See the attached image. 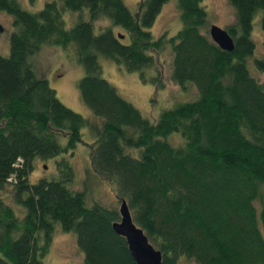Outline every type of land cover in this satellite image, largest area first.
Instances as JSON below:
<instances>
[{"label": "trees", "instance_id": "1", "mask_svg": "<svg viewBox=\"0 0 264 264\" xmlns=\"http://www.w3.org/2000/svg\"><path fill=\"white\" fill-rule=\"evenodd\" d=\"M170 1L140 0L134 14L124 0H47L36 13L0 0L14 26L9 56L0 53V264H45L58 228L76 234L82 264H137L113 228L120 209L75 189L67 159L57 163L59 178L30 182L35 159L73 156L86 127L94 138L86 172L113 185L162 264H264V84L248 66L264 0H228L236 9L226 29L233 52L212 41L204 0H178L181 30L156 39L151 29ZM104 19L130 42L113 28L97 34ZM44 47L72 48L85 70L80 97L95 121L65 106L40 75ZM168 49L172 81L185 91L194 85L198 96L193 87L194 101L151 122L101 76L99 59L144 81L154 69L161 89L157 56ZM255 64L264 73V59Z\"/></svg>", "mask_w": 264, "mask_h": 264}, {"label": "rangeland", "instance_id": "2", "mask_svg": "<svg viewBox=\"0 0 264 264\" xmlns=\"http://www.w3.org/2000/svg\"><path fill=\"white\" fill-rule=\"evenodd\" d=\"M18 2L23 9L36 13L44 8L47 0H18ZM124 2L132 13L135 14L138 11L140 0H124ZM204 5L209 13L210 25L226 30L227 27L235 24L236 9L228 0H204ZM261 17L260 13L254 19L253 40L256 43V51L254 57L249 59L248 66L251 75L264 84V73L259 72L255 64L256 60L264 59V28ZM71 21H75L73 15L68 20L69 23ZM0 27L3 30L0 32V53L9 56L10 39L14 26L12 17L6 12H0ZM104 28H113L116 34L126 35L123 29L113 26L112 22L107 19L95 23L97 34ZM181 28L178 0H171L163 7L151 33L156 39L164 34L172 37ZM122 40L125 43L130 42V38H126V36ZM157 57V67L163 73L162 83L164 86L161 89H158L153 81L157 76L154 69L144 70L143 74L148 79V81H144L141 73H131L109 59L103 57L99 59L101 76L115 86L120 95L139 109L151 122L157 121L163 111L174 108L178 105L177 103L194 101L197 98L196 92L198 96V90L194 85L192 86L196 92L193 87L185 91L172 81V54L169 49ZM36 63L40 75L49 81L51 88L57 92L58 98L65 106L92 122L95 121L93 119L96 117L80 97L78 84L84 77L85 70L77 61L72 48L63 50L59 47H44L37 55ZM82 134L83 142L78 144L73 156L62 155L46 161L35 159L30 182L35 184L41 178H59L57 163L64 158L67 159L75 172L73 185L75 189H86V196L87 199L88 196L90 197V202L100 201L108 208L119 211L121 203L113 185L91 171H89L90 173L86 172L90 168V146L94 143V138L87 127L82 130ZM171 138L176 144L184 142L179 134H174ZM66 141L67 139L64 138L62 144L65 145ZM82 260L83 255L78 248L76 234L66 233L58 228L50 253L44 261L45 264H82ZM178 264H195V262L182 259Z\"/></svg>", "mask_w": 264, "mask_h": 264}, {"label": "water", "instance_id": "3", "mask_svg": "<svg viewBox=\"0 0 264 264\" xmlns=\"http://www.w3.org/2000/svg\"><path fill=\"white\" fill-rule=\"evenodd\" d=\"M0 27V32H2ZM211 39L222 50L233 52L234 41L228 31L218 26H212L210 31ZM120 39H124L119 35ZM121 221L114 224L115 232L127 240L129 251L137 264H162L163 255L161 251L154 248L144 231L139 228L132 218L130 209L126 201L120 207Z\"/></svg>", "mask_w": 264, "mask_h": 264}, {"label": "bare ground", "instance_id": "4", "mask_svg": "<svg viewBox=\"0 0 264 264\" xmlns=\"http://www.w3.org/2000/svg\"><path fill=\"white\" fill-rule=\"evenodd\" d=\"M121 217V216H120ZM120 222V221H119Z\"/></svg>", "mask_w": 264, "mask_h": 264}]
</instances>
